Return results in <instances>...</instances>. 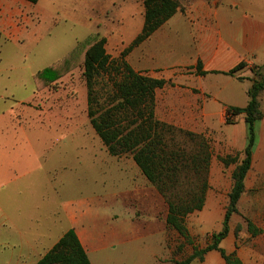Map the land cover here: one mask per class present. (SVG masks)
<instances>
[{"label": "rangeland", "instance_id": "374dc122", "mask_svg": "<svg viewBox=\"0 0 264 264\" xmlns=\"http://www.w3.org/2000/svg\"><path fill=\"white\" fill-rule=\"evenodd\" d=\"M0 1L2 7L9 3ZM125 1L128 7L119 14L120 9L99 4L101 0H38L29 3V9L19 5L20 12L13 21L11 18L14 25L8 30L15 27L18 32L22 30L20 34L10 37L6 30L0 29V264H11L14 248L9 246V234L17 233L16 227L24 242L36 245L38 238L42 242L37 253L19 255L18 264H34L70 228L86 230L91 236L84 239V245L88 250L95 249L89 255L92 264H175L186 260L194 247L204 249L211 234L222 227L236 164L225 167L220 158L230 155L242 159L246 144L243 114L228 125L226 111H220V116L203 134L194 133L208 142L212 156L205 205L186 218L193 238V244H188L167 228V205L142 174L133 178L139 197L124 212L122 188L130 179L121 177L124 174L117 167L121 161L132 164L133 159L131 155H109L91 127L83 68L73 70L48 89L36 90L33 78L36 72L85 46L93 35L107 38L106 51L112 59L122 56L143 26V7L129 2L133 0ZM179 1L184 5L189 0ZM3 18L7 21L9 15L0 11V20ZM182 38L187 39L186 32ZM132 61H136V55ZM234 77L235 82L219 78L220 83L227 88L234 86L226 89L225 96L244 108L253 78L250 65ZM106 82L100 81L96 89L108 91L110 83ZM260 101L264 113V93ZM174 128L166 141L184 147L190 154L195 152L197 142L180 132L189 131ZM257 136L238 213L230 219L229 235L220 245L227 253L235 251L242 264H264V119L257 123ZM104 158L113 161L111 175L114 184L121 188L117 189L102 172L106 163H100ZM126 171L132 172L129 168ZM11 219L15 222L10 225ZM246 219L262 233L257 237L248 234ZM120 225H123L121 235L129 233L132 239L128 243L111 238L112 228L121 230ZM143 236L148 237L149 246L155 249L153 262L150 257L145 263L137 261L143 260L142 249L147 246ZM191 264L225 263L213 251Z\"/></svg>", "mask_w": 264, "mask_h": 264}, {"label": "trees", "instance_id": "16d2710c", "mask_svg": "<svg viewBox=\"0 0 264 264\" xmlns=\"http://www.w3.org/2000/svg\"><path fill=\"white\" fill-rule=\"evenodd\" d=\"M26 1L32 4L38 2ZM143 6L142 30L118 59H112L107 53L104 37L93 35L85 46L36 72L33 78L36 90L42 91L73 70L83 68L87 88V116L95 134L109 155L132 156L142 175L156 188L167 205V228L175 231L188 244H193L186 218L201 211L205 205L212 156L209 144L200 135L180 131L185 137L197 142L196 151L190 154L178 144L170 145L165 138L173 135L176 129L155 116L156 91L167 82L134 71L125 60L135 47L148 40L179 9L182 10V5L179 0H144ZM79 51V55L74 54ZM245 67V63H240L223 74L233 77ZM198 72L199 75H206L201 71L200 63ZM250 72L253 79L247 90V104L244 108L226 109L228 125H233L232 119L243 114L246 144L240 161L238 156L220 158L225 167L236 164L231 175L232 186L222 227L220 231L211 234L204 249L194 247L193 253L186 260L175 264H191L213 251L220 254L225 264H242L235 251L227 253L220 245L229 235L230 219L238 213V203L245 192V180L251 170L258 142L257 123L264 119L260 101L264 93V64L252 66ZM100 81L110 83V89L101 92L96 89ZM245 223L246 231L252 237L262 233L249 219ZM35 264L92 263L75 230L70 229Z\"/></svg>", "mask_w": 264, "mask_h": 264}, {"label": "crops", "instance_id": "0c3cea01", "mask_svg": "<svg viewBox=\"0 0 264 264\" xmlns=\"http://www.w3.org/2000/svg\"><path fill=\"white\" fill-rule=\"evenodd\" d=\"M6 1L9 3L4 7L0 1V11L7 13L9 19L7 21H4V18L0 20V29L6 30L10 37H14L22 30L18 32L15 27L8 30L9 26L14 25L11 23V18L13 21L20 12L19 5L23 9H29L30 2L26 0ZM143 1L129 2L138 3L143 7L144 23ZM99 4H104L110 9L114 7L120 9L119 14L123 13L125 7H128L125 0H115L114 2L113 0L109 2L101 0ZM23 21L25 24L28 23L26 18ZM184 32L187 34L186 40L182 38ZM104 38L107 41V38ZM135 55L136 61L133 63ZM126 61L134 71L167 82L155 94V116L159 121L191 133L203 134L213 124L216 117L220 116V111H226L228 107L240 108L225 96L226 89H232L234 86L227 88L225 83H220L219 78L221 80L227 78L234 82L237 79L223 73L229 72L240 63H245L246 67L250 65V68L254 65L264 64V0H189L187 4L182 5V10L179 9L148 40L135 47L128 54ZM199 63L201 71L206 75H199ZM233 81H230V84ZM211 82L215 84L211 85ZM93 156L98 159L97 153L93 152ZM104 159L100 163V165L106 163L102 172L108 176L107 180H111L112 184L117 186V189L121 188L118 184H114V177L111 175L114 173L113 161ZM117 168L122 169L124 175L121 177L127 181L130 179L126 184L123 183L122 188L126 207L124 212H126L130 202L135 203L139 197V188L136 187L137 183L133 182V178L138 174L141 176L142 173L133 160L129 165H125L121 161ZM126 168L132 172L128 173ZM13 222H15L14 219H11L10 225ZM120 226L121 230L117 227L112 228L111 238H121L120 243H128L132 239L128 237L129 233L121 235L123 225ZM126 228L127 232H130L128 225ZM70 229L75 230L89 257L95 249L88 250L84 245V239L87 240L91 236L86 230ZM15 230L17 233L14 234L10 231L9 234L11 238L9 246L14 248L11 252L14 255L10 258L11 264L20 263L19 255L28 256L37 253L38 246L42 244L40 238L36 245L30 241L24 242L18 227ZM66 232H63L59 239ZM145 236L143 237L147 240V246L146 249H142L145 254L142 252L140 258L143 260L140 261L138 258L139 263H145L147 257H150L153 262L155 249L149 246L148 237ZM144 238L141 239L144 240Z\"/></svg>", "mask_w": 264, "mask_h": 264}]
</instances>
